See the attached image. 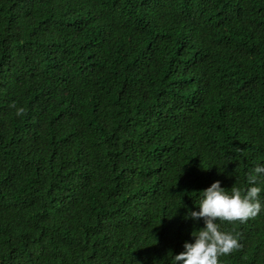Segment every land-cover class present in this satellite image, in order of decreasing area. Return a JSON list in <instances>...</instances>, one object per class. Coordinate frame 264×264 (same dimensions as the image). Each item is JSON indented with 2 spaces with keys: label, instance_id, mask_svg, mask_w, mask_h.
<instances>
[{
  "label": "trees",
  "instance_id": "1",
  "mask_svg": "<svg viewBox=\"0 0 264 264\" xmlns=\"http://www.w3.org/2000/svg\"><path fill=\"white\" fill-rule=\"evenodd\" d=\"M258 164L264 0H0V264H172ZM216 223L264 264V210Z\"/></svg>",
  "mask_w": 264,
  "mask_h": 264
},
{
  "label": "clouds",
  "instance_id": "2",
  "mask_svg": "<svg viewBox=\"0 0 264 264\" xmlns=\"http://www.w3.org/2000/svg\"><path fill=\"white\" fill-rule=\"evenodd\" d=\"M16 108V115L23 114L22 107ZM264 175V164L256 165L247 176L248 187L232 188L231 193L221 186L219 180L201 191L198 206L188 209L185 219L194 222L203 220V227L191 233L192 241H184L183 251L172 256V264H218V258L229 254L236 248L237 240L231 234L223 232L216 223L220 221H245L257 216L264 210L260 197L261 186L257 181Z\"/></svg>",
  "mask_w": 264,
  "mask_h": 264
}]
</instances>
